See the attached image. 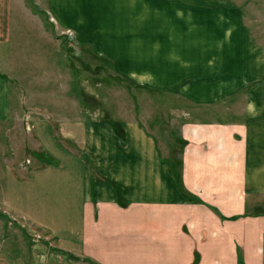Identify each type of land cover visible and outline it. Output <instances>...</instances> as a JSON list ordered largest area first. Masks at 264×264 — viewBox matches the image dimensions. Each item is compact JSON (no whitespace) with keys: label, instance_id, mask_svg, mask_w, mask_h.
I'll return each mask as SVG.
<instances>
[{"label":"crops","instance_id":"obj_1","mask_svg":"<svg viewBox=\"0 0 264 264\" xmlns=\"http://www.w3.org/2000/svg\"><path fill=\"white\" fill-rule=\"evenodd\" d=\"M17 1L20 10L15 12L14 0H0V124L14 123L0 126V137L7 135L9 147L0 153V166L5 167L0 177L5 180L19 176L16 164L22 168L33 162L13 141L20 134L18 127L23 126L29 142L41 133L39 114L22 111V83L15 74L21 64L29 67L36 54L27 37L31 32L25 29L31 25L36 29L38 16L30 6L32 0ZM44 5L42 10L56 30L75 31L79 43L87 41L94 51L115 60L123 77L147 87L178 86V96L192 107L184 112L186 121L178 133L187 142L177 160L182 159V173L176 176L173 159L166 157L157 136L140 122H121L122 136L110 121L78 123L72 133L85 157L79 156V150H61L59 157L48 152L57 158L56 166L46 156L52 163L36 164L32 175L26 176L65 177L72 186L59 196L63 205L21 211L18 216L0 206L17 220L0 221V264H238L239 250L244 264H264V46L250 40L245 11L238 8L243 4L231 0H44ZM75 11L90 24L95 15H102L111 24L108 32L110 27L119 32L95 37L94 28L95 33L88 34L92 29L75 18ZM157 34L164 40L151 59L158 62L148 70L131 62L147 60L149 51L137 52L133 47L132 56L128 39ZM177 34L194 36L195 44L188 51L171 49ZM226 40L242 43L233 53L248 54L246 73L244 66H230L222 58L228 51L219 45ZM219 71L225 75L216 79L213 74ZM234 95L246 105L235 117L195 115L227 113L216 106ZM199 105L208 107L202 112L196 108ZM22 117L28 119L20 125ZM57 129L50 127L52 134ZM59 129L68 136V120ZM193 196L219 212L190 202ZM236 215L243 216L229 219Z\"/></svg>","mask_w":264,"mask_h":264},{"label":"rangeland","instance_id":"obj_2","mask_svg":"<svg viewBox=\"0 0 264 264\" xmlns=\"http://www.w3.org/2000/svg\"><path fill=\"white\" fill-rule=\"evenodd\" d=\"M231 1L234 3L240 1L243 4L237 7L245 11L250 40L257 41L263 47L264 0ZM14 2L16 5L15 12H17L20 10V5L17 0ZM39 2L45 7L44 0H39ZM39 2H35V0L30 2L32 11L38 16L36 29H33L35 27L33 25L30 29H25L31 32L27 37L34 44L33 49L36 54L31 56L29 67L21 64V69L16 70L15 74L20 77L22 83L19 91L22 111H32L39 114L37 126L41 133H38L29 142V136L24 134L23 126L18 127L20 134L15 135L13 141L19 144L21 154L26 153V158L32 156L33 162L24 165L22 168L16 164L15 168L19 170L17 172L18 177L6 180L0 177V206L15 216H18V212L21 211H38L43 207L50 208L63 205V200H60L59 196L65 194L66 190L72 186L67 183L65 177L26 176L27 174L32 175L34 165L44 163V161L52 163L50 159H46V156L52 158V155H57L59 157L61 150L68 153H76L79 150V156L82 159L85 157V151L77 144V141L80 140L72 133L78 123L89 125L94 122L110 120L123 123L126 121L140 122L147 130L157 136L158 143L162 146L166 157L177 161L186 145H182V141L186 140L178 135L179 128L186 121L184 112H188L189 108H192L188 106L190 104L188 101L184 100L182 96H178V86L172 88L158 85L147 87V85L130 76L126 77L125 75L123 77L120 75L115 60L104 53L94 51L92 44L87 41L79 43L73 35L75 31L71 29L56 30L48 15L42 10V6L38 4ZM235 8V6L230 7V9ZM75 14L77 16L75 18L83 23L88 28L87 30L92 29L88 34L95 33V30L98 31L95 37L108 36L111 34L109 32L112 34L119 32L114 27H110L108 32V26L111 24H108L102 15H95L92 24H90V22L81 20L80 11H75ZM100 17L104 25H100ZM228 26L230 27V25ZM208 27L209 25L206 29ZM201 29H203V25H201ZM142 38L144 40H138L137 36L128 39L130 41L128 45L132 47L130 54L133 56V47H135L137 52L143 49L149 51V58L144 61L132 59L131 62L148 70L152 63L158 62V60L151 58L153 51L157 49L158 44L164 38L159 34L155 35L154 38L146 36H142ZM95 42L99 45V40ZM194 44V36L188 37L177 34L171 42V49L188 51ZM244 44L247 43L244 42ZM241 45L227 43L226 40L219 46L228 51V53L221 55L224 61L230 63V66H244L246 73L248 54L244 53L242 56L233 53L234 50L240 49ZM29 46L31 45L29 44ZM211 47L215 49L213 43H211ZM143 54L145 53L143 52ZM224 73V71H219L213 76L220 79L224 77ZM220 82L221 80L216 83L219 84ZM231 98L232 96L224 97L216 106L218 110L226 111L225 114L211 112L195 115L202 116V118L210 116L220 119L235 117L234 115L241 113L242 106L245 109L246 105L238 102L240 96L236 98L234 95V98ZM205 107L208 106L199 105L196 108L200 109L198 111L204 112L206 111ZM25 119L28 118L22 117L19 124L23 125ZM67 120L69 135L64 136L59 127L61 123L63 124ZM7 124L11 126L14 123L13 121L2 123L0 126ZM46 126H49L48 131L44 130ZM50 127H54V129L57 127V132L52 134ZM50 134L53 135L51 139ZM6 138L7 135L5 136V134L0 137V153L9 150ZM35 147L38 149L36 154L31 152L32 148ZM21 154L20 158H22ZM52 160L54 162L50 165L55 167V162L58 163L57 158H52ZM64 160L66 159L64 158ZM4 168V165L1 164V173H4ZM3 191H5V197H3ZM203 204L209 205L205 202ZM78 206L79 203H76L75 208ZM236 216L241 217L243 215ZM12 219L14 218H10L0 210V221L13 222Z\"/></svg>","mask_w":264,"mask_h":264},{"label":"trees","instance_id":"obj_3","mask_svg":"<svg viewBox=\"0 0 264 264\" xmlns=\"http://www.w3.org/2000/svg\"><path fill=\"white\" fill-rule=\"evenodd\" d=\"M110 123L113 124V126L115 127L117 133L122 136L123 132H124L123 128H122V123L120 121H115V120H110ZM186 143H187L186 141H182V145H185ZM174 159H176V158H174ZM182 166H183L182 159L179 160V161H174V160L172 161V170H173V172L176 174V176L178 178H180V176H181ZM189 201L193 202V203H204L200 198L194 197V196L190 197ZM208 206L210 208H212L215 212H219V210L216 207H214L212 205H208ZM239 217L240 216H233V217H230L229 219L236 220ZM223 218H225V217L223 216ZM195 261H196L195 263H197V259ZM238 264H244L243 256H242V253H241L240 250H239V253H238Z\"/></svg>","mask_w":264,"mask_h":264}]
</instances>
